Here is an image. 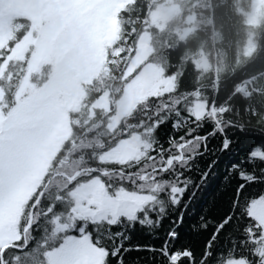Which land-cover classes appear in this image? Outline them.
<instances>
[{"label":"trees","instance_id":"trees-1","mask_svg":"<svg viewBox=\"0 0 264 264\" xmlns=\"http://www.w3.org/2000/svg\"><path fill=\"white\" fill-rule=\"evenodd\" d=\"M255 7V0L120 1L107 17L108 34L99 32L96 71L87 79L75 72L62 74L69 78L65 83L72 80L76 90L72 100L68 92L54 97L67 121L65 136L44 166L37 186L19 199L1 222L14 238L0 241V251L19 239L22 220L34 224L50 202L63 200L70 216L67 223L59 222L65 213L54 217L55 230L41 223V234L49 245L55 243L53 231H64L76 219L96 216L104 201L111 200L99 178L80 180L68 196L61 194L74 180L95 171L90 167L93 159L129 167L139 163L156 142L157 125L173 114L180 115V110L198 119L211 118L218 126L233 124L249 136L264 137V0L258 9ZM155 14L159 27L152 22ZM163 14L167 18L160 21ZM59 18V10L50 0L37 12L25 11L15 0H0V137L16 108L40 94L64 67L68 52L58 45L61 36L52 42L50 51L39 50L37 45L42 30ZM189 18L192 21L188 22ZM30 35L33 42L24 53H16ZM144 35L149 37L150 50L145 65L154 68L156 77L170 80V90L152 92L157 83L153 78L143 92L144 99L112 130L110 124L132 81L130 77L140 71L137 68L128 74ZM243 87L246 94L241 91ZM105 96L109 109H97ZM198 103L205 107L201 116L196 111ZM166 132L164 127L159 135ZM134 137L142 144V156L124 163L105 159L120 142ZM101 171L107 174L116 170ZM9 200V196L4 197L0 208ZM93 204L95 208L90 206ZM135 240L144 243L147 237L137 234ZM47 255L50 264H58L55 249ZM94 264H102L100 257Z\"/></svg>","mask_w":264,"mask_h":264},{"label":"snow or ice","instance_id":"snow-or-ice-1","mask_svg":"<svg viewBox=\"0 0 264 264\" xmlns=\"http://www.w3.org/2000/svg\"><path fill=\"white\" fill-rule=\"evenodd\" d=\"M154 135L139 163L93 159L95 171L61 194L99 178L114 206L53 231L49 245L41 223L55 230L54 217L65 213L59 222L67 223L70 216L63 200L50 202L34 224L21 221L20 237L0 251V264H50L53 249L58 264H93L98 252L102 264H264V137L187 110L158 124ZM107 168L116 171L102 174Z\"/></svg>","mask_w":264,"mask_h":264},{"label":"rangeland","instance_id":"rangeland-1","mask_svg":"<svg viewBox=\"0 0 264 264\" xmlns=\"http://www.w3.org/2000/svg\"><path fill=\"white\" fill-rule=\"evenodd\" d=\"M22 9L33 12L40 8L43 2L48 0H15ZM59 10L60 18L52 25L42 30L41 38L37 41L38 49L50 51L51 44L61 36L58 45L68 52L64 67L60 69L59 77L52 81L40 94L33 95L25 104H21L9 117L6 129L0 137V202L9 196V202L0 208V241L12 240L14 236L4 227L1 222L7 217L8 211L21 198H24L39 182V176L44 166L51 158L54 150L58 148L60 141L64 138L67 130V121L63 112L55 105L54 97L68 92L70 100L76 96L73 81L65 83L69 78H63L62 74L67 72L77 73L81 78L87 79L96 71L99 64L97 50V39L100 31L108 34L107 17L116 5L123 0H50ZM256 7L260 0H255ZM174 11H177L175 7ZM63 12V13H61ZM162 16V15H160ZM157 14L152 22L159 27ZM165 14L161 20H165ZM192 18L188 19V22ZM188 30L185 31V34ZM149 37L144 35L138 44V54L134 58L131 69L140 68L134 73L127 85L117 114L110 124L113 130L120 120L144 99L143 92L151 85L153 78L157 83L152 86L153 91L166 92L170 90V80H161L155 76V70L151 65H145L150 56L148 45ZM33 42L28 36L23 45L15 52L24 53ZM245 90V91H244ZM241 91L246 94L243 87ZM148 94H152L148 92ZM110 103L108 97L101 99L96 105L97 109L108 110ZM205 107L202 103L197 104V113L201 116ZM3 119L0 116V129ZM142 144L138 137L128 139L119 143L118 147L105 159L107 161L126 162L143 155ZM114 206L111 200L104 201V208ZM103 208V209H104ZM102 209V210H103ZM7 224V221L6 223ZM100 253L93 258V264L99 259ZM59 261V257H55Z\"/></svg>","mask_w":264,"mask_h":264},{"label":"water","instance_id":"water-1","mask_svg":"<svg viewBox=\"0 0 264 264\" xmlns=\"http://www.w3.org/2000/svg\"><path fill=\"white\" fill-rule=\"evenodd\" d=\"M37 203H38V202H37ZM37 203L35 204V207H36Z\"/></svg>","mask_w":264,"mask_h":264},{"label":"clouds","instance_id":"clouds-1","mask_svg":"<svg viewBox=\"0 0 264 264\" xmlns=\"http://www.w3.org/2000/svg\"><path fill=\"white\" fill-rule=\"evenodd\" d=\"M69 182H71V181H69Z\"/></svg>","mask_w":264,"mask_h":264},{"label":"built area","instance_id":"built-area-1","mask_svg":"<svg viewBox=\"0 0 264 264\" xmlns=\"http://www.w3.org/2000/svg\"><path fill=\"white\" fill-rule=\"evenodd\" d=\"M245 88V87H244Z\"/></svg>","mask_w":264,"mask_h":264}]
</instances>
